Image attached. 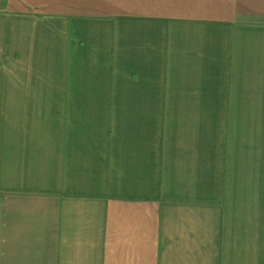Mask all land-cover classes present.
Here are the masks:
<instances>
[{
	"label": "crops",
	"instance_id": "1",
	"mask_svg": "<svg viewBox=\"0 0 264 264\" xmlns=\"http://www.w3.org/2000/svg\"><path fill=\"white\" fill-rule=\"evenodd\" d=\"M0 264H264V0H0Z\"/></svg>",
	"mask_w": 264,
	"mask_h": 264
}]
</instances>
